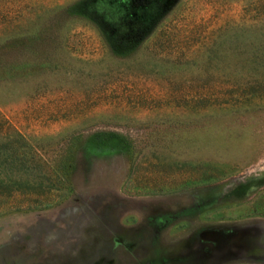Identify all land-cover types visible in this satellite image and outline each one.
<instances>
[{
    "label": "rangeland",
    "instance_id": "rangeland-1",
    "mask_svg": "<svg viewBox=\"0 0 264 264\" xmlns=\"http://www.w3.org/2000/svg\"><path fill=\"white\" fill-rule=\"evenodd\" d=\"M86 1L0 0V264H264V0Z\"/></svg>",
    "mask_w": 264,
    "mask_h": 264
},
{
    "label": "flooded vegetation",
    "instance_id": "flooded-vegetation-1",
    "mask_svg": "<svg viewBox=\"0 0 264 264\" xmlns=\"http://www.w3.org/2000/svg\"><path fill=\"white\" fill-rule=\"evenodd\" d=\"M112 0H98L97 3L101 2L109 6V12H107L108 7H103V11L97 10V7H93L95 14L104 15L106 22L109 24L120 25L126 27L128 30L132 31L134 37L140 35L143 28L142 26L150 25L154 21V14L159 3L154 5V0H120L116 7L111 6ZM111 3V4H110ZM89 10V14H90ZM93 13V12H92ZM135 28V29H134Z\"/></svg>",
    "mask_w": 264,
    "mask_h": 264
},
{
    "label": "trees",
    "instance_id": "trees-1",
    "mask_svg": "<svg viewBox=\"0 0 264 264\" xmlns=\"http://www.w3.org/2000/svg\"><path fill=\"white\" fill-rule=\"evenodd\" d=\"M92 1L98 0H87L84 5H90L91 7V3H94ZM83 8L85 10V6ZM90 12L91 13L89 14V12L86 11L88 20L91 21V24L98 32L100 39L104 42L105 45L109 46L111 48L110 51L114 53L128 51L134 46L136 42H139L144 37H146L152 28L151 24L142 26L141 28H143V30L140 35L130 37V35H134L135 33L133 34V32L128 30L126 27L107 23V17H104V15L98 16L97 14H95V11H93V9H90Z\"/></svg>",
    "mask_w": 264,
    "mask_h": 264
}]
</instances>
